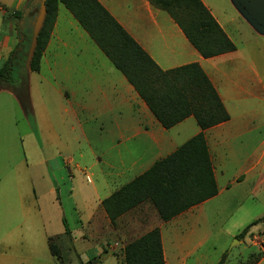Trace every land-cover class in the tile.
Instances as JSON below:
<instances>
[{
    "label": "rangeland",
    "instance_id": "obj_1",
    "mask_svg": "<svg viewBox=\"0 0 264 264\" xmlns=\"http://www.w3.org/2000/svg\"><path fill=\"white\" fill-rule=\"evenodd\" d=\"M42 1L28 0L20 15L13 14L18 19L11 30L8 17L0 11V42L8 35L10 46L3 48L9 51H0V66L9 56L14 61V79L0 86V264H54L55 260L56 264H80V260L86 264H114L117 256L107 253L114 244L113 224L101 200L110 193V159L118 148L125 152L126 144L114 146L113 133H108L111 119L118 113L112 108L98 117L94 110L78 107L81 100L89 98L93 80L82 83L83 66L90 64L72 43L56 51L54 65L48 67L42 61L41 73L31 71L27 76L26 55L39 24ZM204 1L220 19L226 20L241 60L254 59L264 85V31L250 27L231 0ZM59 12L78 26L64 6L60 5ZM25 26L28 30L23 32ZM64 26L67 21H62L59 29L63 38L79 39L73 28L71 34L63 32ZM70 56L73 61L65 59ZM82 85L84 90L79 89ZM71 89L75 96L69 104L61 92L68 94ZM261 97L242 107L254 108L258 128L250 139L245 138L238 158L224 160L222 182L231 183L234 173L244 167L242 160L264 138V92ZM126 147L132 151V144ZM263 216L264 184L254 189L248 178L203 205L193 218L197 223L165 225L164 247L173 262L187 248L204 259V264L217 263L224 253V264H243L251 255L256 256L260 246L254 245L251 237L246 245L240 244V239L229 238L226 232L234 227L243 229L254 221L247 231H263ZM62 218L69 234L64 233ZM154 219L159 215L152 205L132 210L115 230L119 238L128 242L143 233L145 225ZM189 225L193 229L190 235L186 234ZM182 239L186 241L184 247ZM254 240L256 244L264 243ZM49 244L54 245L57 256H52Z\"/></svg>",
    "mask_w": 264,
    "mask_h": 264
},
{
    "label": "crops",
    "instance_id": "obj_2",
    "mask_svg": "<svg viewBox=\"0 0 264 264\" xmlns=\"http://www.w3.org/2000/svg\"><path fill=\"white\" fill-rule=\"evenodd\" d=\"M27 2L28 0H0V8H3L0 11L2 12V16L8 17L9 30L12 29V24L18 19L17 16L13 15L15 14L14 12H23ZM99 2L161 69L166 70L191 62H197L209 78L224 108L229 114L227 121L203 131L218 189L217 194L183 211L168 221H162L160 218L154 219L145 225L146 229L143 231L145 233L154 227L159 228L165 264H204V259L196 255L192 249L187 248L173 262L169 255H167L164 247L162 228L165 225L172 224L179 227L180 223L192 222L203 205L217 198L223 190H226L234 183H242L248 178H251L254 189H258L264 184V138L248 154V157L242 160L244 167H239L238 171L234 173V176L230 180L231 183L229 181L222 182L221 180L224 160L238 158L240 156L238 152L240 151V146H242L241 144L246 142V139H250L252 132L258 128V124L255 125L257 114L254 108L243 109L242 107L243 105H252L253 100L262 98L261 92H264L263 77L261 78L258 73L253 58L249 57L246 59L247 61L241 60L240 51L237 47L234 51L228 53L203 58L189 43L180 27L169 14L153 7L148 0H99ZM202 2L210 10L223 31L233 42V36L228 29L226 20L220 19L206 1L202 0ZM60 5L62 4L58 5L55 23L40 62L42 63L44 61L48 67H51L50 64L54 65L55 63L54 59L56 55L54 54L57 53L56 51L61 46L66 47L69 43H72L76 47L77 53L81 56L83 55L82 57H85L86 62L90 64L83 66L85 71L81 75L82 77L80 76L82 83H86V79L93 80V90L91 93H87L89 98L84 101L81 100V103L78 102V107L81 110H94L98 117L102 116V113L107 110L114 108L118 114L111 119L113 123L110 122L109 125L111 128L108 131L109 134L110 132L113 133L114 146L124 144L127 146L128 144H132V151L125 146V152L123 154L118 148L117 152L110 159L109 171L107 172V188L110 195L113 191L149 168L155 160L174 151L186 140L200 132L201 129L193 116L186 117L168 129L164 128L153 116L147 105L140 99L125 77L113 67L109 59L90 39L88 34L84 30L86 34L79 32V25L73 16L70 14V17L75 20L78 26L70 20L71 18H67L66 15L63 14L60 16ZM62 21H67V26H64L63 32H69L71 34L73 28V33L77 34L79 39L69 40L67 37H62L59 30ZM246 22L253 28L248 20ZM27 27H23V32L28 30ZM7 36L3 37V42H0V47L2 48L0 51L5 50L3 48L10 49V46L7 44L9 40ZM85 36L88 37V40L85 39ZM32 46L31 39L27 50L26 62L30 59ZM101 54L106 58L108 63L101 58ZM65 59L73 61L71 56ZM41 63L39 71L35 73H41ZM74 69L76 70L77 68L75 67ZM71 71L73 70L68 71L66 78L70 76L69 73ZM30 72L31 70L27 68V76ZM101 77L104 78V81L101 80ZM79 89L84 90L83 85ZM9 91L11 92V90ZM61 94L63 98H66L65 101L71 104L73 96H75L73 90L71 89L68 94L62 91ZM144 207H151V204L145 201L133 210L139 209L141 211ZM126 213L118 217L115 225H112L113 234L115 235L114 244L110 246L107 253L117 256L114 264H124L123 248L126 242H124L123 238H119L118 232L115 229L117 223L120 222ZM193 222L197 223V221ZM192 230L189 225L186 234L190 235ZM241 230L240 227H234L233 229H228L226 234L229 238H234ZM249 237L252 238L251 241L255 243L254 245L260 246L258 251L261 253V256L255 264H264V243L256 244L254 240L261 239L264 242V230H258L257 233L247 231L243 239H240V244L243 243L246 245ZM185 239H182L181 247L186 246ZM55 258L57 259V257ZM54 264H56V260Z\"/></svg>",
    "mask_w": 264,
    "mask_h": 264
},
{
    "label": "trees",
    "instance_id": "obj_3",
    "mask_svg": "<svg viewBox=\"0 0 264 264\" xmlns=\"http://www.w3.org/2000/svg\"><path fill=\"white\" fill-rule=\"evenodd\" d=\"M148 1L169 14L203 58L236 49L202 0ZM43 3L44 16L29 61L31 71L40 69L58 5L62 4L164 128L193 116L201 129L101 200L111 224L115 225L118 217L145 201L156 209L162 221H168L215 196L218 189L203 131L227 121L229 114L201 66L191 62L161 69L99 0H44ZM14 13L21 14L20 11ZM13 69L14 61L9 56L0 66V86H6L14 79ZM62 223L64 233L69 234L64 218ZM255 223L244 227L235 238H243ZM49 249L53 256H57L54 245L49 244ZM123 255L124 264H165L159 228L154 227L126 242ZM260 256L261 253L256 252V256L251 255L243 264H255ZM226 257L224 253L217 264H224Z\"/></svg>",
    "mask_w": 264,
    "mask_h": 264
},
{
    "label": "water",
    "instance_id": "obj_4",
    "mask_svg": "<svg viewBox=\"0 0 264 264\" xmlns=\"http://www.w3.org/2000/svg\"><path fill=\"white\" fill-rule=\"evenodd\" d=\"M236 9L241 13V15L247 19L253 27L264 31V0H231ZM44 0L41 3V9L39 12V24L35 28L32 36V50L35 43V36L41 25L44 16ZM31 50V54H32ZM31 58V55H30ZM30 61V59H29ZM29 61L27 62L29 67ZM237 241V240H236Z\"/></svg>",
    "mask_w": 264,
    "mask_h": 264
}]
</instances>
